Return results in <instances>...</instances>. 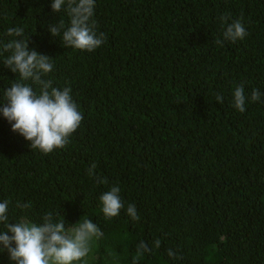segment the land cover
Masks as SVG:
<instances>
[{"label":"trees","instance_id":"trees-1","mask_svg":"<svg viewBox=\"0 0 264 264\" xmlns=\"http://www.w3.org/2000/svg\"><path fill=\"white\" fill-rule=\"evenodd\" d=\"M51 3L0 0V40L24 27L29 48L53 58L44 79L70 87L84 118L64 148L44 154L0 114V202L9 201L10 222L39 224L49 211L66 229L90 219L103 236L86 264H132L136 244L157 238L161 247L139 264H264V0H95L106 40L92 52L51 35L69 23ZM225 14L242 19L247 35L221 47ZM2 60L0 102L19 80ZM240 84L249 97L261 93L243 113L232 103ZM93 163L106 184L88 175ZM113 186L125 208L106 218L100 196ZM170 248L181 258L170 259ZM0 264H14L7 251Z\"/></svg>","mask_w":264,"mask_h":264},{"label":"clouds","instance_id":"clouds-1","mask_svg":"<svg viewBox=\"0 0 264 264\" xmlns=\"http://www.w3.org/2000/svg\"><path fill=\"white\" fill-rule=\"evenodd\" d=\"M51 8L56 13L66 12L69 18L67 27L63 20L49 27L51 35L59 37L65 48L92 52L104 44L106 36L97 32L96 22L92 19L95 0H52ZM220 22L223 31L222 38L215 40L218 46L222 47L225 41L243 40L247 35L242 19L232 20L230 14H225L220 17ZM6 35L10 39L7 42L0 40V57H3V65L18 75L19 80H13L4 90L0 114L13 132L29 142L31 149L48 154L64 148L84 118L71 95V88L61 90L53 87L51 80L44 79L53 70V58L29 48V35L25 34L24 27H9ZM260 98L258 89H253L249 97L244 85L240 84L235 87L232 103L243 113L249 100L256 102ZM215 100L223 103L220 94ZM95 169L93 163L88 168V175L98 184H106L107 178L98 176ZM120 191L119 186H113L101 194L102 212L106 218L118 216L125 208ZM30 206V203H17L21 209ZM8 209V200L0 202V226L3 227L0 252L7 251L14 264H86L85 258L103 236L98 225L88 218L80 219L66 229L65 219H57L59 213L46 212L39 224L23 217L10 222ZM126 214L132 221L140 219L135 204L127 205ZM160 247L159 238L153 240L151 246L148 241L140 240L132 264H139L145 254ZM167 255L173 260L181 258L171 248Z\"/></svg>","mask_w":264,"mask_h":264}]
</instances>
